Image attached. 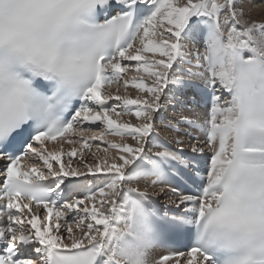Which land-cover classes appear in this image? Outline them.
Instances as JSON below:
<instances>
[{
	"label": "snow or ice",
	"instance_id": "obj_1",
	"mask_svg": "<svg viewBox=\"0 0 264 264\" xmlns=\"http://www.w3.org/2000/svg\"><path fill=\"white\" fill-rule=\"evenodd\" d=\"M250 5L0 0V264H264Z\"/></svg>",
	"mask_w": 264,
	"mask_h": 264
},
{
	"label": "rangeland",
	"instance_id": "obj_2",
	"mask_svg": "<svg viewBox=\"0 0 264 264\" xmlns=\"http://www.w3.org/2000/svg\"><path fill=\"white\" fill-rule=\"evenodd\" d=\"M252 1V0H251ZM255 1V2H254ZM254 1H252L251 2V5H250V12H251V14H252V16H254V17H259L260 16V14H261V12H263L264 11V2H262V0H254ZM187 48H188V50L189 51H191V50H198L202 55H203V45L201 46L200 45V43L198 44H191V43H189L188 45H187ZM193 63H195V61H193ZM114 88H112V90H113ZM113 91H115V89L113 90ZM125 91H127L128 92V94L129 95H131L132 96V88H129V89H127V90H125L123 87H121V90H120V94H124L125 93ZM134 97V96H133ZM176 111L177 112H180V111H183L184 112V108H181V106L180 105H177V108H176ZM195 114H199L198 112H194ZM170 114V113H169ZM169 114H166V115H169ZM185 114L186 115H190L191 114V110L190 109H188V107H187V109L185 110ZM131 118H133V117H128V116H123L122 117V119H124V120H128V119H131ZM132 121L135 123V118H133L132 119ZM158 127H159V125H158ZM97 131H100V129H97ZM167 135H171V133H166L165 131H161V137L163 138V137H165V138H167ZM110 139H113V137H109ZM116 140H119V138L117 137V138H115ZM95 149L93 148V151H94ZM77 159H78V157H77ZM141 187H143L144 186V184H143V182L141 183V185H140ZM156 190V191H155ZM150 191H155V192H159V188H156V189H149V192ZM163 198H165V199H167V197H163Z\"/></svg>",
	"mask_w": 264,
	"mask_h": 264
},
{
	"label": "bare ground",
	"instance_id": "obj_3",
	"mask_svg": "<svg viewBox=\"0 0 264 264\" xmlns=\"http://www.w3.org/2000/svg\"><path fill=\"white\" fill-rule=\"evenodd\" d=\"M252 1H254V0H252ZM251 1V2H252ZM255 2V1H254ZM246 11H249V8H246ZM249 18L250 19H252V20H255V21H257V22H261V21H264V11L263 12H261V14H260V16L259 17H254V16H252V14H251V12L249 11ZM199 44V43H198ZM200 45L202 46L203 44L202 43H200ZM204 48V47H203ZM202 53H204V49H203V52ZM202 55V54H201ZM115 89V88H114ZM113 89V90H114ZM112 90V91H113ZM137 94V92H136V90L135 89H132V96H135ZM184 108V113H185V110L187 109V107H183ZM196 112V111H195ZM199 113V112H198ZM129 117V116H128ZM130 118V117H129ZM134 118V117H133ZM133 118H131V119H133ZM115 139V138H114Z\"/></svg>",
	"mask_w": 264,
	"mask_h": 264
}]
</instances>
